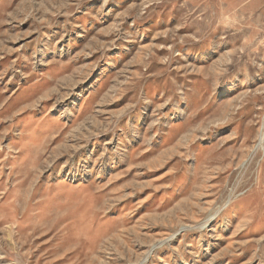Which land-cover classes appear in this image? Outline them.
<instances>
[{
    "label": "rangeland",
    "instance_id": "1",
    "mask_svg": "<svg viewBox=\"0 0 264 264\" xmlns=\"http://www.w3.org/2000/svg\"><path fill=\"white\" fill-rule=\"evenodd\" d=\"M0 264H264V0H0Z\"/></svg>",
    "mask_w": 264,
    "mask_h": 264
}]
</instances>
